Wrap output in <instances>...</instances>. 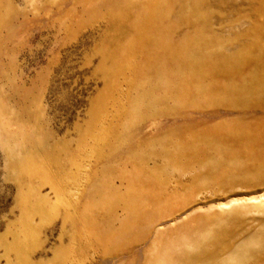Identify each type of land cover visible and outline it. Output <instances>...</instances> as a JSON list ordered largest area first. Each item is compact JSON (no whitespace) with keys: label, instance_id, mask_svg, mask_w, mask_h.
<instances>
[{"label":"rangeland","instance_id":"rangeland-1","mask_svg":"<svg viewBox=\"0 0 264 264\" xmlns=\"http://www.w3.org/2000/svg\"><path fill=\"white\" fill-rule=\"evenodd\" d=\"M136 1L142 9L144 0ZM171 1L179 7L184 0ZM108 2L0 0V264H179L189 252L198 254L194 242L203 239L198 238L199 229L220 231L214 223L207 230L202 227L204 217L226 220L228 215L222 213L236 206H243L242 212L221 224L224 235L217 238L230 246L229 252L223 253L216 243L205 242L203 248L212 254L221 251L223 259L242 245L254 254L263 251L257 238L264 232V172L216 174L201 171V165L191 169L176 156L190 142L189 127L212 125L211 119L234 117L237 111L210 94L182 95L181 86L193 82L186 66L173 73L165 68L144 89V76L152 71L144 69L141 56L136 58L138 70L128 68L134 53L130 41L136 35L130 31L129 5L114 16ZM97 4L102 8H95ZM170 7L166 3L158 12L166 27L183 14ZM249 7V0H211L203 7L213 17L210 50L233 55L242 30L263 29ZM238 9L241 16L232 20L230 14H238ZM133 14L139 22L142 10ZM185 32L180 28L175 40ZM215 33L219 37L213 39ZM120 109L130 111L123 139L109 146L107 132L104 142L98 141V131L107 129ZM171 129L176 131L168 145L157 135ZM59 167L70 173L63 181L54 175L61 174ZM239 168H245V162ZM27 169L44 172L29 177ZM99 170L106 178L112 170L111 183L124 193L130 182L136 193L144 184V193L153 201L144 216L154 225H139L133 217L129 234L115 244L92 239L82 209L76 217L73 210L68 215L54 186L58 192L75 193L72 200L80 207L99 193L94 178ZM34 189L50 203L30 195ZM97 201L89 209L98 222L108 225L114 213L126 218L123 201L114 193L103 207H97ZM249 258L250 264L260 262L258 255Z\"/></svg>","mask_w":264,"mask_h":264},{"label":"bare ground","instance_id":"bare-ground-1","mask_svg":"<svg viewBox=\"0 0 264 264\" xmlns=\"http://www.w3.org/2000/svg\"><path fill=\"white\" fill-rule=\"evenodd\" d=\"M210 1L184 0L178 7L171 0H144L142 9L141 2L136 0H109L108 3L112 10L110 13L114 16L117 13H121L129 5L126 10H128V15L133 20L130 31H133L136 35H132L130 41V47L134 53L128 57L130 59L128 60V68L138 70L141 63L136 58L137 55L141 56L144 69L148 68L152 71L151 75L144 76V89L149 86V83L157 75L162 74L165 68H167V71L170 70L173 73L175 69L186 66L191 68L189 71L192 73V79L195 85L192 82V84H185L187 86H181L180 93L182 95L184 93L195 94L200 92L210 94L218 102H223L227 107L231 106L230 108L237 111V115L234 117L227 116L216 119L218 121H214V119L208 121L214 122L215 124L189 127L186 133L190 138V142L183 144L184 151L176 155L180 159V162H183L185 159V164L190 166L191 169L196 170L201 165V171L209 170L216 174L240 173L244 175L241 173L244 171L245 174L263 173L264 27L261 30L257 29V26L251 27L249 31L242 30V40L238 42L239 44L234 54L221 56L219 51L215 52L208 48L209 36L213 32L211 30L213 17L211 14L206 13L203 7ZM249 1L251 15L264 25V0ZM166 3L173 6L170 7L173 11L174 9H179L183 13L179 19L177 17L176 23L170 21L172 24L168 27L164 26L163 22L165 20L162 17H158V12L166 6ZM138 6L140 9H138ZM94 7L102 8L98 4ZM151 9L154 10L150 12ZM141 10L142 14L136 15L139 17V22H136L133 13L140 12ZM241 14L242 10L238 9V14L234 15L232 13L230 14V18L234 20L236 17L241 16ZM225 24L226 22L221 27ZM138 27L139 31H136ZM208 27H210V30ZM180 28L186 32L175 40L177 37L174 35L180 34ZM217 37H219V33L213 34V39ZM197 64L203 67L194 68ZM134 66L137 68H134ZM200 84L207 86L200 87ZM233 101L237 103L228 104ZM128 116H130V111L120 109L119 113L115 114L112 120L113 123L107 129L98 131V135L96 136L98 137L97 140L104 142L105 135L108 132L109 138L105 141V144L113 146L117 140L120 142L125 133L124 123L128 120ZM96 130L97 128L94 129V131ZM175 131L176 129H171L165 133L161 132L157 137L165 139V141H168V145H172ZM243 162H245V168H239ZM69 163H72V161ZM99 167L96 166L94 171ZM59 168L61 174L57 171L54 175L61 176V180L63 181L70 173L68 168L67 171L64 167ZM94 171L92 174L93 177ZM197 171L200 172V170ZM42 172L44 171L40 169L34 172L27 169V176H40L43 174ZM111 172L112 170L107 171L108 178H106L100 170L98 171V175L94 178L98 179L96 185H98L99 189L97 191L99 193L94 194L93 198H90L91 200L88 201V204H81L80 207L77 205L78 202L72 200L75 193H66L63 189V192L60 190L58 192L55 186L54 190L58 193L59 202H61L60 206L68 210V215L73 210L76 217L79 210L82 209V215L85 217V220L82 222L84 223V227L93 229L92 231L89 230L90 233H88L92 236V239L96 238L102 243L109 242L115 244L116 241H119L129 234L128 230L134 224L131 222L133 217L139 225H154L152 221L148 220L147 216H144L151 212L150 206H152L153 201L146 196L144 193V184H141L139 180H131L134 184L142 185L143 189L139 193L132 190L131 182V186L127 192L124 193L116 190L109 178ZM46 175L50 177L48 173ZM142 180H144V176ZM109 191L114 193L119 200L123 201L122 205L126 218L121 219L118 214H112L113 211L111 210L112 217L114 218H111L110 223L105 225V223H100L92 218V210L90 211L89 207L97 199V207L101 205L103 207V202L110 199ZM30 195L38 196L42 203H50V200L43 196L39 190L34 189L30 192ZM64 195L67 197V201H65ZM261 200L263 203L260 207L264 205V198H261ZM57 207L59 208V206ZM231 210V213L225 212L222 215H228V218L233 215H239L243 210V206L232 207ZM216 220L214 221L212 214L204 217L202 227L207 230V226L214 223L215 226L220 227V231L216 233L213 229L209 231H204L202 228L199 229L202 235L198 236V238L203 239L199 242H194V245L199 250L198 254L194 255L189 252L185 258L178 260L179 264H250V255L253 257L258 255L260 262L258 261L257 264H264V245H261L264 244V241H261L264 238V232L262 237V233H260L257 238L263 251H256L254 254V249H250L247 245H242L231 256L223 259L221 255L229 252L230 246L225 244L226 242L223 244L218 242L219 239L217 238L224 235L222 234L221 224L226 220L221 217L216 218ZM115 224H120L122 228L116 229ZM224 238H228V236L225 235ZM205 242H209L211 245L212 243L219 244L223 253L221 254V251L216 254L210 253L209 247L205 246L203 248ZM185 243L189 244L190 242L187 239ZM244 249L246 250L242 255Z\"/></svg>","mask_w":264,"mask_h":264}]
</instances>
